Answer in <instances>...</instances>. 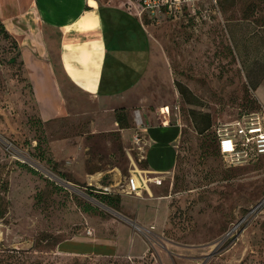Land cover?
<instances>
[{
  "label": "rangeland",
  "instance_id": "obj_1",
  "mask_svg": "<svg viewBox=\"0 0 264 264\" xmlns=\"http://www.w3.org/2000/svg\"><path fill=\"white\" fill-rule=\"evenodd\" d=\"M96 1L142 24L146 68L110 106L68 98L64 108L41 109L50 122L33 97L20 41L0 21V264H264V156L231 165L215 135L262 110L256 81L237 58L232 24L261 54L264 0H170L154 13L142 0ZM103 12L108 40L139 36L124 24L114 35L111 12ZM118 65L125 69L124 61ZM254 69L264 74L261 64ZM164 108L183 131L176 165L159 173L164 183L152 195L127 196L132 172L149 170L133 142L136 118L155 114L161 123ZM118 116L128 129H120ZM208 117L211 126L201 133ZM106 188L120 201L109 204ZM94 228L117 232L119 243L104 244L103 256L57 253L60 241Z\"/></svg>",
  "mask_w": 264,
  "mask_h": 264
},
{
  "label": "crops",
  "instance_id": "obj_2",
  "mask_svg": "<svg viewBox=\"0 0 264 264\" xmlns=\"http://www.w3.org/2000/svg\"><path fill=\"white\" fill-rule=\"evenodd\" d=\"M104 9L111 14L123 11L116 7L100 6L96 0H0V20L20 41L21 59L30 80L33 97L45 121L49 118L43 116L41 109L64 108L68 98L70 101L80 98L99 100L101 105L110 106L113 99H119L127 93L129 89L115 95L100 94L104 73L111 83L124 70L118 65L119 61H124L143 74L147 65L148 39L141 40L142 43L146 41V47L140 48L142 53L133 54L137 57L135 60L127 62L120 59L121 55L129 54L125 52L129 50L127 47L124 52L114 53L110 59L105 39V18L102 14ZM235 24H232L233 46L237 58L256 81L257 94L254 93V96L264 114V74L257 76L253 73L258 64L264 68V51L259 55L251 52L250 41L240 38V28ZM110 60L113 61L111 64ZM107 66H110V70H107ZM60 93L63 97H59ZM53 94L57 95V102L54 101ZM168 112L169 109H163L164 114ZM155 119V114L152 117L140 114L136 123L146 128L147 171L166 173L176 165L177 148L183 131L181 126L168 124V121L166 124L167 118H161V123ZM52 120L54 119L47 122ZM136 130L137 128L133 129V134ZM151 189L146 193L152 195ZM139 214L138 211V220ZM95 230H90L91 234L82 231L85 233L82 237H77L81 233L79 232L60 241L57 253L73 257L103 256L101 254L107 252L104 244L119 243L117 232L106 235L100 232L98 235ZM97 247L100 248L95 251Z\"/></svg>",
  "mask_w": 264,
  "mask_h": 264
},
{
  "label": "built area",
  "instance_id": "obj_3",
  "mask_svg": "<svg viewBox=\"0 0 264 264\" xmlns=\"http://www.w3.org/2000/svg\"><path fill=\"white\" fill-rule=\"evenodd\" d=\"M144 10L152 13L161 11L162 7H171L170 0H142ZM166 124L170 123L167 114ZM219 140L221 155L231 165H243L251 161L253 154L264 156V114L262 111L244 113L237 120L221 125L215 130ZM146 128L140 124L133 136L136 150L140 152L142 159H146L147 142L145 138ZM164 180L159 173L149 172L136 168L127 179L123 192L127 196L142 197L145 192H150L152 186H163ZM105 195L113 192L106 188ZM91 234V231H89Z\"/></svg>",
  "mask_w": 264,
  "mask_h": 264
},
{
  "label": "trees",
  "instance_id": "obj_4",
  "mask_svg": "<svg viewBox=\"0 0 264 264\" xmlns=\"http://www.w3.org/2000/svg\"><path fill=\"white\" fill-rule=\"evenodd\" d=\"M104 10H102V14H104L103 12ZM104 18H105V14H104ZM1 21V20H0ZM111 24H112V28L114 29V35L117 34V32L119 34H121L122 31H120L121 29L119 28L121 25L124 24V27H129L132 28L135 31L139 32V36L138 37H129V38H112L108 40V37H106V33H107V23L105 20V39H106V44L108 47V53L110 52H122L124 50L125 47H127V45H130V49L125 51L126 53H129L130 55H133L135 53L140 54L142 53L140 48L142 47H146V41H144V43L141 42V40L144 38H146L145 36V32L142 29L141 24L133 17H131L130 15H128L127 13H124L123 11H119V12H114V14H111ZM117 31V32H116ZM143 35V36H142ZM123 39V40H122ZM112 41V42H111ZM110 45H112V47H110ZM113 49V51H112ZM124 52V51H123ZM113 58V57H112ZM109 62V59H108ZM113 61L110 60V64ZM140 72H138V70L129 65V64H125V69L122 71L121 75L119 76H115V78L113 79V81L110 83V81L108 80L109 78L107 77V74L102 76V82H101V86H100V94L102 95H115L118 93H121L123 91H126L128 89H130L136 82L137 80L140 78ZM258 106L259 103H258ZM258 107H252L253 110H256ZM249 113V112H248ZM254 113V112H252ZM125 118L124 116H118L117 119V123L120 127V129H128L129 126L128 124L124 121ZM211 126V120L210 117H208V119L204 122L203 124V128L200 130L201 133L206 132L209 130ZM215 135L216 138L218 140V136L217 133L215 131ZM218 149H219V140H218ZM220 152V150H219ZM253 156V155H252ZM105 199L109 200V204L112 205V203L110 201H120L119 198L115 199L114 196H109V195H104ZM89 211H96L93 210L91 207H87L85 208V212H89Z\"/></svg>",
  "mask_w": 264,
  "mask_h": 264
}]
</instances>
